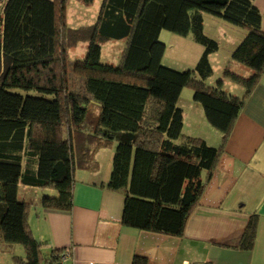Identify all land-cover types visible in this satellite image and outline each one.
<instances>
[{
  "label": "trees",
  "instance_id": "16d2710c",
  "mask_svg": "<svg viewBox=\"0 0 264 264\" xmlns=\"http://www.w3.org/2000/svg\"><path fill=\"white\" fill-rule=\"evenodd\" d=\"M68 2L0 0V237L23 248L9 264L45 258L27 220L34 204L18 198V186L50 188L41 206L68 210L75 170L96 169L95 153L111 143L104 186L124 195L122 224L181 235L264 71V29L253 0H101L95 21L76 28L66 22ZM204 12L245 29L230 58L250 68L248 76L224 66L206 81L218 42L203 32ZM162 29L191 33L202 45L193 69L163 64ZM110 39L124 40L115 63L100 59ZM78 41L86 42L85 51L71 58L68 48ZM224 78L241 84L243 93L227 91ZM184 87L221 132L218 146L183 132L177 102ZM255 232L251 215L239 247L250 249ZM60 251L51 252V264Z\"/></svg>",
  "mask_w": 264,
  "mask_h": 264
},
{
  "label": "crops",
  "instance_id": "0c3cea01",
  "mask_svg": "<svg viewBox=\"0 0 264 264\" xmlns=\"http://www.w3.org/2000/svg\"><path fill=\"white\" fill-rule=\"evenodd\" d=\"M253 3L260 11L264 29V0H253ZM242 36H231L232 44L221 66L226 61L225 65H231L234 71L249 75L250 68L230 58L232 48ZM212 76L211 82L216 79ZM223 87L237 95L244 90L241 84L227 78L223 80ZM180 107L185 134L200 136L210 145L221 143V132L208 123L202 107L198 109V120L192 124L191 120L188 130H185L186 110ZM107 147L110 148L107 159L102 151L105 147L95 153L96 169L75 170L70 209H45L39 201L33 203L27 220L45 257L40 264H51L54 249L61 251L53 264H132L134 257L136 264H183L185 261L264 264V71L245 98L181 235L122 224L124 195L104 186L114 143ZM22 186L37 189L39 194L53 192L50 188L19 185L18 198ZM19 199L33 202V199ZM251 215L256 217L255 237L252 247L243 249L239 242ZM16 244L0 237V247L8 253L3 264H9L13 254H23V248Z\"/></svg>",
  "mask_w": 264,
  "mask_h": 264
},
{
  "label": "rangeland",
  "instance_id": "374dc122",
  "mask_svg": "<svg viewBox=\"0 0 264 264\" xmlns=\"http://www.w3.org/2000/svg\"><path fill=\"white\" fill-rule=\"evenodd\" d=\"M100 2L101 0H93L90 4H84L78 0H69L66 7L67 25L69 27L76 28L78 26L93 23L100 6ZM203 32L205 35L218 42L217 53L214 54V51L209 54V61L212 69H214L213 75L217 78L224 68L221 66V62L224 61V55L229 52V45L232 44L230 41L231 36L235 38L236 36L238 37V35H244L246 31L243 27L232 24L219 16L204 12ZM159 40L165 44V50L162 58L163 64H168L171 68L179 70L193 69L197 58L203 50L202 45L193 40L191 33L180 35L175 32L162 29L159 33ZM123 45V39H110L104 42L101 46V61L109 63L117 62ZM85 48L86 42L78 41L68 48V55L71 58L80 57L84 53ZM225 64L226 61L223 63V66H228L230 69L235 70L231 65ZM219 70L221 71L219 72ZM241 73L243 74V72ZM244 76H248V74H245ZM211 79L212 78L209 77L206 81H210ZM177 103H179L180 106H183L186 110L187 126L185 130H188L187 127H189L188 124L191 120V124L198 120V109H201V105L197 101L193 100L192 90L187 87L182 88L179 95V102ZM107 149L110 148L105 147L102 149V151H105L106 159L110 153ZM41 194L42 193L39 194L37 189L25 188L23 186L20 188V197L33 199V203L38 201L40 202ZM16 245L22 247L21 244ZM2 247L3 246L0 247V264L6 262V258L8 256V253Z\"/></svg>",
  "mask_w": 264,
  "mask_h": 264
},
{
  "label": "built area",
  "instance_id": "2783aa9c",
  "mask_svg": "<svg viewBox=\"0 0 264 264\" xmlns=\"http://www.w3.org/2000/svg\"><path fill=\"white\" fill-rule=\"evenodd\" d=\"M183 264H203L202 262H188L185 261Z\"/></svg>",
  "mask_w": 264,
  "mask_h": 264
}]
</instances>
